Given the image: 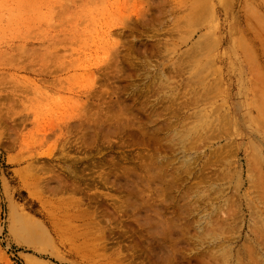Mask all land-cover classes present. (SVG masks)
Masks as SVG:
<instances>
[{
  "label": "rangeland",
  "instance_id": "374dc122",
  "mask_svg": "<svg viewBox=\"0 0 264 264\" xmlns=\"http://www.w3.org/2000/svg\"><path fill=\"white\" fill-rule=\"evenodd\" d=\"M0 264H264V0H0Z\"/></svg>",
  "mask_w": 264,
  "mask_h": 264
}]
</instances>
